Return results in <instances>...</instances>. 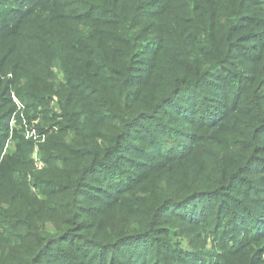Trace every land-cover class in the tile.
<instances>
[{
    "label": "trees",
    "instance_id": "trees-1",
    "mask_svg": "<svg viewBox=\"0 0 264 264\" xmlns=\"http://www.w3.org/2000/svg\"><path fill=\"white\" fill-rule=\"evenodd\" d=\"M60 7L0 0V42L10 45L0 49V153L15 110L6 102L26 107L21 126L41 117L57 127L40 145L38 193L26 180L32 163L21 136L0 161V264H206L201 250L174 240L182 227L209 232L218 212L225 216L214 235L228 251L212 264H264V189L253 182L264 178V0ZM236 90L234 117L227 101ZM54 99L60 113L42 112ZM240 118L243 133L232 134ZM96 172L120 175L118 198L127 181L135 189L164 175L166 187L155 192L165 199L153 213L119 200L110 214L115 230L103 238V219L84 204ZM11 200L13 215L2 209Z\"/></svg>",
    "mask_w": 264,
    "mask_h": 264
},
{
    "label": "rangeland",
    "instance_id": "rangeland-1",
    "mask_svg": "<svg viewBox=\"0 0 264 264\" xmlns=\"http://www.w3.org/2000/svg\"><path fill=\"white\" fill-rule=\"evenodd\" d=\"M70 1L74 0H50L52 2L53 8L59 12L61 7L60 5H63L65 3H68ZM0 49L8 50L10 49V45L6 41L0 42ZM58 75V74H57ZM13 79L10 75H8L4 79ZM245 91V90H244ZM241 92L236 90L235 94L232 93L231 96L234 95L229 101H227V112L232 113V115L235 117L236 113L234 112V109L236 105L234 104V100L239 98V95ZM11 99L13 98L11 94ZM8 110H14L12 114H8V121L6 119V128L9 129V135L7 132L6 135V142L4 140L3 148L1 149L0 153V161L2 157H5L6 155H11L16 152V136H21L22 142L21 147L23 150H30V160L32 163V170L31 173L26 176L27 183L30 185V189L34 193H38V190L34 186V174L37 172L43 171L46 167L44 165V162L42 161V156L40 153V145L44 143V141L47 139L48 136L52 135L54 131L57 130V127L52 126V128H47L42 125L41 117L37 118L36 122H33L32 124H26V121L22 123V126L19 124V118L24 117L27 114L26 107L23 105H20L18 101L14 100V106L11 105L9 107V102H6ZM42 108V112L46 109L50 112H54L56 114H59L60 112L56 110V100H52L50 102V105L48 108ZM39 109L35 111V113H31L30 117L34 118L39 114ZM44 115H42L43 117ZM238 123H233L234 128L231 126L227 130H231V133H235L237 135H240L243 133L242 128V122H245L244 118H240L237 120ZM58 123V122H57ZM52 124V125H57ZM175 123V122H174ZM172 127H174V124H172ZM190 133H194L197 135L196 130H189ZM226 131H223L225 133ZM201 133V132H200ZM210 132L206 130V132L202 135L203 137H206L209 135ZM213 134V133H212ZM4 133L2 132V129L0 127V137H3ZM15 140V141H14ZM182 146L189 147L190 145L184 142L182 138H179L177 141ZM166 146H172V142H167L165 144ZM203 145V144H201ZM193 149V148H192ZM143 151L148 154H154L155 151L153 149H150L147 144L143 146ZM39 163L41 166H39ZM191 164L198 165L197 157L196 155L191 156ZM132 171V170H131ZM255 171V170H254ZM260 171V170H259ZM258 171V173H259ZM120 175H104L101 172H96L95 175H93V179L88 181L87 188L85 189V195L88 198V200L84 203L85 206L95 208V214L98 215L99 218H102L103 221L100 223V232L102 234V237H109L115 230V226L113 222L110 220V214H114L115 210L118 207L119 200L124 202L125 205H130L134 209H137L139 212H143L144 210L151 211L153 213V210L155 209V206H158L160 202L165 199L164 196H158L155 191L161 190L166 187L164 184V181H167V178L163 175L164 180L158 181L153 180L149 186L147 187H141V188H127L133 181H127V186L122 189V194L117 196V193L119 191L113 190L112 187L117 186L118 183H116V179ZM158 179V178H157ZM100 182L104 183V186H100ZM253 182L255 183V187L257 189H264V178L259 175L256 177V179H253ZM122 188V187H119ZM133 189V191L130 193L129 191ZM143 191V192H142ZM103 193H106L109 195L108 199H106L104 196H102ZM151 195V198L150 197ZM163 195V194H162ZM127 196V197H126ZM101 202V203H99ZM12 200L9 202H6L2 205V209L6 211L8 214L13 215L15 212L13 211V208L15 206ZM99 203V204H98ZM29 204V200H24L19 205H22L23 210L22 213L19 214V220L23 218V214L25 212V208H27V205ZM166 209V208H164ZM262 215V214H261ZM224 213L218 212V217L216 220H211V225L209 226V232H203L201 231V228L192 229V227H182L184 229V235L175 239L174 243L178 242H184L186 250L190 251H197L201 250V260L204 261L206 264H212L215 261L219 259L220 256H224L227 253V248L223 245L222 241L217 238L214 234L216 233L217 227L220 225L222 219L224 218ZM253 217V216H252ZM259 218H254L253 220L257 221ZM136 220V219H135ZM177 227V226H176ZM250 232L249 227L247 226L246 229L242 231V236L246 235ZM178 241V242H177ZM176 244H174L175 247ZM174 255V254H172Z\"/></svg>",
    "mask_w": 264,
    "mask_h": 264
},
{
    "label": "built area",
    "instance_id": "built-area-1",
    "mask_svg": "<svg viewBox=\"0 0 264 264\" xmlns=\"http://www.w3.org/2000/svg\"><path fill=\"white\" fill-rule=\"evenodd\" d=\"M39 166H41L40 163H39Z\"/></svg>",
    "mask_w": 264,
    "mask_h": 264
}]
</instances>
